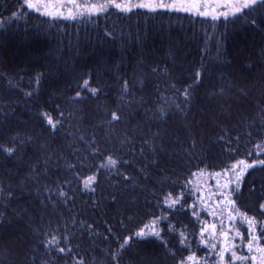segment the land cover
Instances as JSON below:
<instances>
[{"label":"trees","instance_id":"trees-1","mask_svg":"<svg viewBox=\"0 0 264 264\" xmlns=\"http://www.w3.org/2000/svg\"><path fill=\"white\" fill-rule=\"evenodd\" d=\"M22 6L23 0L19 3L0 0V24L14 12L19 14ZM197 70L202 72V78L194 83L192 77ZM83 79H89L92 87L100 86L97 96L78 87ZM262 79L264 32L239 22L233 25L224 17L214 21L210 16L183 12L150 13L134 9L132 13H121L111 8L107 13L70 20L25 10L19 19L5 24L0 28V132L31 134L35 143L25 149L23 162L0 156V178L8 177L5 169H11L13 175L6 185L11 184L14 192L10 200L0 198V211L6 217L0 225V264L27 261L33 247L37 249V264L48 259L39 243L43 237L36 229H55L59 225L63 231L65 222L75 233L73 244H79L78 251L85 264H113L109 253L117 249V238L129 234H132L130 247L121 264H141L145 256L155 257L158 264H172L158 240L150 235L135 236L142 228L150 230L155 218L162 214L178 228L186 226L193 252L201 257L206 253L210 256L199 244L201 224L192 216L191 209L186 205L184 213L169 215V210L158 207L148 192L156 190L153 189L156 180L165 176L168 178L165 191L180 192L186 181H192L184 188L188 205L197 202L200 220L207 222L208 215L197 200V181L237 159L249 162L254 159L248 155L255 149L246 133L251 130V139L257 142L264 133L259 130L258 120L251 129L246 128L245 122H250L258 111L257 105L264 103L259 92ZM124 81L128 82L127 93L123 91ZM229 83L246 87L249 97L237 98L235 89L227 88ZM173 84L179 89L192 86L187 116L175 107L183 101V94H174ZM221 87L226 90L224 96L218 94ZM33 90H38V94L25 96ZM77 90L81 91L80 102L69 103ZM57 105L64 109L65 119L54 136H50L37 113L51 112ZM161 105L169 115L166 120L157 121L153 112ZM111 111H117L123 118L110 127L105 121L109 118L106 113ZM225 127L231 136H240L238 151L229 153L222 147L223 142L217 141V135ZM158 129L164 147L158 160L164 170L149 164L151 179L147 189L142 180L135 191L131 186L126 188L115 169L110 172L102 169L97 174L99 186L93 194L85 191L65 167V161L73 162L79 175L92 174L102 159L93 156L92 151L99 149L104 155L111 152L128 161L119 166L120 172L136 176L148 163L145 156L149 160L152 156L143 139ZM189 130L198 141L190 159L181 151L182 146L190 143ZM81 135L84 140L79 139ZM125 139L129 142L122 143ZM40 144H47L53 156L48 175L41 177V183L55 187L58 180H72L65 187L72 197L67 203L58 202L55 207L51 203L47 207L41 205L40 200L48 193L38 194L31 181L21 191L20 179L28 173V165L42 154ZM142 147L144 155L140 153ZM61 155L63 159H58ZM39 167H44L42 161ZM198 168L204 170L203 177L190 174ZM250 171L253 180L264 175L259 170ZM117 189L122 192L117 193L118 202L113 203L111 194ZM188 189L193 190L190 195ZM240 204L242 208L252 207L247 196ZM73 216L77 219L74 226ZM81 221L92 224L99 235H89ZM238 226L241 230L245 227ZM108 228L113 230L111 235ZM156 228L162 230L166 240L176 244L175 234L168 233L163 223L156 222ZM106 236L109 238L105 239ZM53 258L55 264H65L64 259ZM67 264H71L70 258Z\"/></svg>","mask_w":264,"mask_h":264},{"label":"snow or ice","instance_id":"snow-or-ice-1","mask_svg":"<svg viewBox=\"0 0 264 264\" xmlns=\"http://www.w3.org/2000/svg\"><path fill=\"white\" fill-rule=\"evenodd\" d=\"M66 7L67 14L65 15ZM111 8H115L121 13H132L134 9H143L150 13L183 12L201 17L211 16L214 21L223 16L226 22L233 25L239 22L242 26L264 32V0H223V3H221V0H215V6H213L212 0H100V2H91V0H23L20 13L14 12L4 24H0V28H3L5 24L14 22L15 19H19L25 10L34 11L53 19L59 17L61 19L74 20L77 17L107 13ZM217 9H226V11L218 13ZM230 17L231 19H229ZM153 70L155 71V69ZM201 78L202 72L200 70L195 71L192 77L193 82L196 83ZM39 82V77H37L36 83L39 84ZM260 85L259 92L264 97V79L260 81ZM78 87L87 90L92 96H97L101 90L99 85L90 86L89 79H83L82 85ZM171 87L175 90L174 94L182 92L183 101L177 103L175 107L184 116H187V104L191 97L190 89L192 86L189 85L187 88L179 89L173 84ZM227 88L229 90L235 89L234 94L237 98L249 97V91L246 87L229 83ZM123 91L125 93L128 92L127 81H124ZM34 93L38 94V90L26 92L25 96L30 98ZM218 94L224 96L226 94L225 88L221 87ZM81 98V91L77 90L75 96L69 98V103L77 104ZM257 108V113L251 118L250 122H245V126L247 129H251L256 126L258 120L259 130L264 133V103L258 104ZM37 115L40 123L46 125L50 136H54L55 132L63 125L65 119L64 109L59 105L51 112L40 110ZM68 115L71 116L72 113L69 112ZM106 115L109 118L106 119L105 123L110 127L113 126L114 122H119L123 118L117 111L108 112ZM168 115V110L163 105L153 112V118L157 121L166 120ZM187 127L188 125L185 124V128ZM246 135L249 138L248 142L255 149V152L249 151L248 155L254 156V159L251 162L246 159H237L234 163L225 165L219 171L209 173V178L215 180V190L211 191L207 197H205L203 192H200L198 196L199 205L208 210V215L213 217V220L219 221V226L217 223H208L200 220L197 212V202L194 201L191 205H188L184 188L192 183L190 180L186 181L180 192L174 190L165 191L168 179L165 176L156 180L153 185V189L156 190H149L148 192L157 201L158 207L169 210V215L184 213L186 205L191 209L192 216L196 218L197 223L201 224L198 234L199 244L208 250V253L211 254L210 256L206 253L204 257H201L197 255V252H193L188 239L189 234L186 232V226L178 228L171 223L168 216L163 214L155 218L150 230L142 228L135 232V236L145 238L150 235L158 240L165 249L166 258H170L172 264H264V175L258 180H253L251 179L252 172L250 171L259 170L264 173V135L258 138V142L251 139L253 136L251 130L247 131ZM161 136L162 132L158 129L143 139V144L148 145L152 156L150 160L145 156V160L148 163L140 168L136 176L120 172L119 166L128 163V161L115 156L111 152L104 155L99 152V149H93L92 151L93 156L102 157L101 162L95 166V171L92 174L79 175L76 164L73 162L65 161V167L71 171L73 178L78 183H82L85 191L93 194L96 191V187L99 186L97 174L102 169L106 172L115 169L116 174L120 175L122 181L125 182L124 186L126 188L131 186L133 191H135L136 188L140 187L142 180L145 182V189H147V182L151 179L149 164L159 166L160 171L164 170L163 165H160L158 160L159 153L164 151L163 141L160 139ZM188 136L190 143H188L187 147L182 146L181 151L190 159L197 149L198 141L192 135L191 130L188 131ZM79 139L84 140L85 138L81 135ZM216 139L223 142L222 147L229 153L239 150L240 136H231L226 127L221 128V132ZM125 142L129 141L127 139L122 141V143ZM34 143L35 138L31 134L0 132V156L4 160H12L16 163L23 162L25 149ZM91 143L94 144L95 140L93 139ZM200 143L201 151H203L202 141ZM232 145H235V147H232ZM39 148L42 150L41 156L37 157L35 163L28 165V173L19 181L21 191L24 190L27 182L31 181L36 187L38 194L48 193L46 197L40 200L41 205L47 207V204L51 203L55 207L58 202L67 203L72 197L65 191V187L71 184L72 180L65 179L62 182L58 180L55 183V187L48 183H41V177L48 175V165L53 156L48 151L47 144H40ZM140 153L144 155L143 147L140 149ZM58 159H63V156H59ZM41 161L44 165L43 168L39 167ZM182 162L188 163V161ZM5 171L9 173V176L0 178V198L10 200L14 192L11 184L6 185V181L10 180L13 173L11 169H5ZM190 174L203 177L205 172L203 169L198 168L197 172H191ZM192 191V189H188L187 194L190 195ZM196 191L199 192V186H197ZM118 192H122V189H117L116 192L111 194L113 203L118 202ZM245 196L248 197L249 202L252 204L251 208L241 207L240 202ZM252 197H255L254 202H252ZM93 206H95V201H93ZM5 219V214L0 211V225L5 222ZM225 221H227V224H225ZM156 222L163 223L168 233L175 234V245L165 239L164 235H162V230H157ZM76 223L77 219L73 216L71 224L74 226ZM121 223L123 224V221ZM80 224L89 232V235H99V233L93 231L92 224H85L83 221ZM238 224L244 225V229L241 230ZM36 231L43 237L39 243L43 246L44 253L48 256V259H41L39 264H55L53 257L64 259L65 264H67L69 258L71 259V264H85L84 258L80 256L78 251L79 244H73L75 233L71 231L67 222L63 226V231H61L59 225L55 229L48 228L43 231L36 229ZM107 231L111 235L113 230L108 228ZM108 238V236L105 237V239ZM131 239L132 234L122 239L117 238V249L109 253L113 264H121L123 254L129 250V241ZM4 251L6 252L7 249ZM36 251L37 249L33 247L30 259L27 261L22 260L19 264H37ZM78 256L80 257L79 259L76 258ZM213 257L215 259H212ZM141 264H158V261L155 257L145 256L141 258Z\"/></svg>","mask_w":264,"mask_h":264},{"label":"rangeland","instance_id":"rangeland-1","mask_svg":"<svg viewBox=\"0 0 264 264\" xmlns=\"http://www.w3.org/2000/svg\"><path fill=\"white\" fill-rule=\"evenodd\" d=\"M213 6H215V0H212ZM221 3H223V0H221ZM220 11H226V9H217V12L219 13ZM67 14V7L65 8V15ZM211 17V16H210ZM223 17V16H220ZM223 182V181H222ZM214 185H215V180L214 179H210L209 177L205 176L201 179H198L197 181V186H199V192L196 191L198 193L203 192L205 197H207L211 191H214ZM197 189V187H196ZM198 200V198H197ZM199 204V202H198ZM200 206V205H199ZM200 209L203 210L204 212H206V214L208 215V210L202 208L200 206ZM208 223H217V225L219 226V221L218 220H213V217L208 215ZM225 224H227V221H225Z\"/></svg>","mask_w":264,"mask_h":264}]
</instances>
